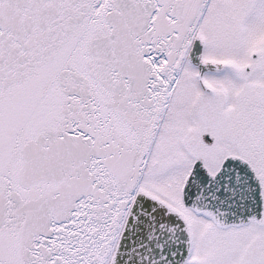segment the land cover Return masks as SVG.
<instances>
[{
  "label": "snow or ice",
  "instance_id": "obj_1",
  "mask_svg": "<svg viewBox=\"0 0 264 264\" xmlns=\"http://www.w3.org/2000/svg\"><path fill=\"white\" fill-rule=\"evenodd\" d=\"M0 264H264V0H0Z\"/></svg>",
  "mask_w": 264,
  "mask_h": 264
}]
</instances>
